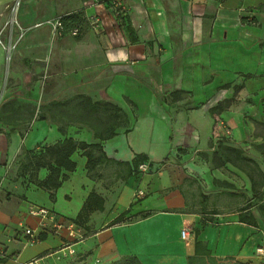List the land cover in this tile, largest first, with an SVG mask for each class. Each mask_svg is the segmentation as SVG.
<instances>
[{
	"label": "crops",
	"instance_id": "0c3cea01",
	"mask_svg": "<svg viewBox=\"0 0 264 264\" xmlns=\"http://www.w3.org/2000/svg\"><path fill=\"white\" fill-rule=\"evenodd\" d=\"M12 2L0 0V29ZM123 2L128 9L127 25L101 0L20 1L17 18L26 31L8 65L0 45V107L13 100L34 107V113L30 118L24 108L12 114L19 124L30 122L23 136V128L9 131L0 122V264L52 260L54 250L70 240L67 219L75 217L93 190L103 196L104 210L90 217L109 213L98 222L101 229L86 245H93V253L99 252L108 262L131 254L143 264H187L198 241V248L208 249L210 256L222 259L221 264H231L227 257L260 264L257 250L264 231L255 212L258 226L238 221V210L234 217L216 222L189 209L188 175L182 169L179 174L171 161L186 159L190 150H207L214 131L228 136L226 126L233 130L243 120L244 109L238 105L264 96V92H243L245 82L255 86L257 80H264V0ZM71 12L82 13L80 33L73 36L64 30L53 35L51 23ZM93 16L102 25L99 32L90 23ZM18 31L14 26L12 40ZM3 38L8 40V32ZM180 89L186 92L176 103L164 99L165 93ZM81 93L119 105L129 124L101 142L106 161L97 167L94 178L86 174V157L80 151L73 153L76 168L51 201L47 191L27 176L17 175L18 154L22 147L29 150L64 137L99 141L84 124L70 123L62 133L57 123L36 118L41 106ZM228 99L222 110L209 111ZM137 154H145L146 159H138L133 168L131 161ZM104 168L109 169L107 174ZM46 173L40 169L38 178ZM33 206L52 211L60 232L49 222L41 228L40 216L30 212ZM127 208L132 221L108 225ZM25 228L45 232V236L30 246ZM182 228L189 231L187 239L180 235ZM86 239L73 247L85 250L79 244Z\"/></svg>",
	"mask_w": 264,
	"mask_h": 264
},
{
	"label": "trees",
	"instance_id": "16d2710c",
	"mask_svg": "<svg viewBox=\"0 0 264 264\" xmlns=\"http://www.w3.org/2000/svg\"><path fill=\"white\" fill-rule=\"evenodd\" d=\"M106 5L109 2L106 0ZM60 20L63 24L64 30H68L72 27L79 26L84 21L81 12H71L60 16ZM121 24L127 25L126 16L121 17ZM248 76L249 74H245ZM224 87L229 86L224 84ZM185 90H173L164 94V99L170 101V103H176L182 99ZM231 99L220 101L215 106L211 107L209 111L215 113L222 110L230 103ZM28 110L30 118L34 113V107H30L27 104L15 102L9 100L4 102L0 107V122L4 124L9 131L23 128L21 135L29 129L30 122H24L19 124L16 122L12 114L19 109ZM50 112L48 114L46 110ZM37 119H49L52 122L57 123L58 129L64 133L66 126L70 123H81L91 128L95 138L99 141L88 143L83 140H76L73 137H64L52 144H42L37 148L25 149L22 147L21 153L18 154V176H27L37 187L44 189L48 192L51 201L55 200V192L61 184L69 178V173L73 172L76 168V161L72 158L73 153L80 151L81 155L86 157L85 168L86 174L90 178L95 177L96 169L99 165L106 161V156L103 151L102 141L112 138L116 135L117 130L121 127H127L129 124L128 116L126 112L117 104L105 100L98 99L93 100L86 94H76L70 98L64 100L52 101L49 104L41 106V109L37 113ZM261 153H264V143L259 144ZM131 161V166L134 168L138 165L139 161L146 159L145 154H137ZM139 159V161H138ZM212 162L215 167L221 166L224 163H231L237 166L241 170L246 171L240 163L253 164L257 171L262 175L261 170L256 166L255 161L247 156H243L239 148L219 142L217 148L213 151ZM163 161H168L164 158ZM46 169L47 173L44 178H38V171L40 169ZM248 173V172H247ZM251 181L254 183V179L248 173ZM253 203L248 201L238 209V221L248 223L253 226H258L256 217L252 212ZM259 212L264 216V204L258 206ZM104 210V198L101 194L90 191L86 196L83 204L74 218H68V222H72L76 227L83 230L85 222L90 218V214L94 211ZM130 208L125 209L110 220L108 225L125 222L127 220H133L131 215H127ZM216 213V212H214ZM148 214L142 215L143 217ZM45 232L37 234L38 239L45 236ZM79 239L68 240V244H74ZM199 242L195 241L194 255L188 256L187 264H221L222 259L210 256V251L205 247L202 249L199 247ZM55 251V250H54ZM231 264H249L247 262H241L235 260L233 257L225 258ZM108 264H143L140 259L135 255H123L119 259L114 260Z\"/></svg>",
	"mask_w": 264,
	"mask_h": 264
},
{
	"label": "rangeland",
	"instance_id": "374dc122",
	"mask_svg": "<svg viewBox=\"0 0 264 264\" xmlns=\"http://www.w3.org/2000/svg\"><path fill=\"white\" fill-rule=\"evenodd\" d=\"M245 83L244 93L264 92V87H262L264 80H257L255 86H249L248 82ZM250 100L251 98L246 99L243 101L245 103L238 105V108L244 109L243 120L239 127L233 130L231 127L226 126L228 136L223 137L218 131H214L212 137L208 140L207 150H190L187 151L188 157L186 159L179 157L177 158V163L174 160L171 162L175 164L174 168L178 170L179 174H181L182 169L188 175L187 180L190 183L185 185V191L189 209L201 211L204 218H210V220L217 222L224 217H234V213L241 206L251 201L253 203L252 210L258 217L261 230L264 231V216L258 209L260 204H264V153H261L259 149V144L264 143V96L259 101L250 102ZM138 107L139 111L143 109L142 104H139ZM219 142L239 148L243 156L255 161L262 175H260L253 164L240 163L254 179L253 183L247 172L229 162L215 167L211 158ZM196 155L198 156L196 157ZM111 167L110 170H113ZM102 172L107 174L109 169L106 170L104 168ZM201 173H207L208 177L201 175ZM103 187L100 186V189H103ZM59 204H64V201ZM108 211L96 213L88 218L84 225L87 227H83L85 234L80 229L79 232L82 234V239L85 236L87 237L86 240L79 244V246H85V250H80L78 245H76L75 248L73 247L74 251L72 253L59 259L55 255L52 260L51 258L45 260L44 264H108L117 260L113 259L108 262L101 257L99 252L93 253V250L96 249L93 245L92 247H87L86 245L87 241L90 243L94 240L95 234L99 231L98 229H101L97 228L98 222L108 215ZM66 236L72 240L68 232ZM34 244L35 242L29 245L32 246ZM259 248L260 250H257V252L260 254V264H264V240L259 244Z\"/></svg>",
	"mask_w": 264,
	"mask_h": 264
},
{
	"label": "built area",
	"instance_id": "2783aa9c",
	"mask_svg": "<svg viewBox=\"0 0 264 264\" xmlns=\"http://www.w3.org/2000/svg\"><path fill=\"white\" fill-rule=\"evenodd\" d=\"M21 0H13L12 4L9 7V16L3 25V27L0 29V45L4 48L6 52V62L7 65L10 61L12 51L16 48V45L18 43V40L21 38V36L24 34L26 31L25 28L21 27L18 22L17 18V12L19 9ZM106 4V0H101ZM109 2L110 6H107L110 8L112 11L113 15L117 20H120L121 17L127 16L128 9L126 5L124 4L123 0H107ZM90 23L92 25V28L96 31L99 32L102 29V25L100 23V20L97 17H91ZM42 22L34 24V26L41 25ZM14 26L18 28V37L15 40L11 39L12 36V31ZM51 32L53 35L60 34L62 31H64L63 24L60 20V16L51 23ZM8 32V40L3 38L4 33ZM67 32L70 35L76 36L80 33V27L75 26L67 30ZM142 167V166H141ZM0 187H1V180H0ZM30 212L32 214L40 216V225L41 228H45V226L49 223H51L54 228H56V231H59L61 228V225L56 222L55 214L50 211L49 209L42 207V206H33L30 209ZM80 228L76 227L74 223L68 222L67 223V232L69 237L72 239H82V234H80ZM24 233L27 236L26 243L32 244L38 240L37 237V231L32 228H25ZM58 233V232H57ZM180 235L183 239H187L189 237V231L187 228H182L180 230ZM74 251L73 245L68 244V245H63L59 249L55 250L54 253L56 255V258L59 259L62 256H66ZM28 264H33L28 263Z\"/></svg>",
	"mask_w": 264,
	"mask_h": 264
}]
</instances>
